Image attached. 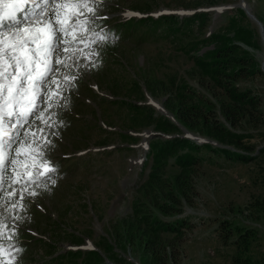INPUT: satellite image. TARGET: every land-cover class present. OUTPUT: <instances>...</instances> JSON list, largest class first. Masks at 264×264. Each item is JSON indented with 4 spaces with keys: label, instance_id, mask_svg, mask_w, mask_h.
I'll use <instances>...</instances> for the list:
<instances>
[{
    "label": "rangeland",
    "instance_id": "374dc122",
    "mask_svg": "<svg viewBox=\"0 0 264 264\" xmlns=\"http://www.w3.org/2000/svg\"><path fill=\"white\" fill-rule=\"evenodd\" d=\"M247 8L264 30V0H104L97 11L107 18L97 20V30L108 34L107 43L83 46L85 56L76 63L69 60L70 67L61 71L76 79L61 93L63 106L51 110L54 126L41 125L43 137L55 145L50 159L57 171L50 175L56 184L46 179L35 187L39 195L24 197L25 207L12 213L22 222H8L18 227L9 224L12 239L0 244L22 248L13 253L22 264H234L239 254L264 264V31L246 15ZM127 10L143 16L117 24L131 17L120 14ZM197 13L202 21L194 17ZM229 19L234 25L225 29ZM238 26L253 30L250 43L233 38ZM214 34L246 49L256 63L248 76L246 59L239 60L235 87L253 98L259 111L252 108L248 121L240 115L243 119L234 127L220 109L224 92L206 77L202 86L200 68L194 65V56L216 44L202 42ZM90 51L96 54L87 55ZM194 92L212 106L193 123L206 120L209 125L216 118L240 135L239 143H221L206 129L189 128L164 105L189 101ZM241 93L235 92V99ZM198 96L192 95L191 102L203 99ZM160 117L178 131H163ZM146 137L147 143L179 138L210 148L180 149L177 153L187 152L189 161L180 164L170 156L161 164L160 183L137 192L152 164L149 147L141 148ZM213 148L233 153L222 155ZM78 151L85 154L74 156ZM61 154L71 156L63 159ZM180 171H186L185 177L176 179ZM181 217L185 227L173 223L167 234L148 225L150 218L174 222ZM142 232L146 245L161 237L154 255L138 245ZM245 232L244 247L237 238ZM3 259L7 257L0 264Z\"/></svg>",
    "mask_w": 264,
    "mask_h": 264
},
{
    "label": "snow or ice",
    "instance_id": "6c2138e0",
    "mask_svg": "<svg viewBox=\"0 0 264 264\" xmlns=\"http://www.w3.org/2000/svg\"><path fill=\"white\" fill-rule=\"evenodd\" d=\"M103 2L0 0V240L12 239L8 222L23 219L12 213L25 207V196L39 195L40 179L56 184L50 176L57 171L50 159L55 145L41 125L55 124L51 110L63 106L61 93L76 79L61 70L85 56L79 45L107 43L108 34L97 30ZM22 251L0 244L2 264H22L13 254Z\"/></svg>",
    "mask_w": 264,
    "mask_h": 264
},
{
    "label": "trees",
    "instance_id": "16d2710c",
    "mask_svg": "<svg viewBox=\"0 0 264 264\" xmlns=\"http://www.w3.org/2000/svg\"><path fill=\"white\" fill-rule=\"evenodd\" d=\"M242 13V11H241ZM197 20L202 21L203 15L197 13L194 16ZM234 20L229 19L227 23V27L225 29H231ZM248 26L252 25L250 21H246ZM230 23V27H229ZM229 27V28H228ZM251 27V26H250ZM234 28V36L233 38H237L240 41L244 42L245 44L250 43V40L252 39L253 30L249 27L245 26H238L233 27ZM214 39H207L203 40L202 42H216L213 48L208 49L202 56H194V65L200 68L199 71V83L204 86L203 81L205 82V78H208L212 81V83L216 86L221 88L223 93V101L221 102V112L223 113V116L225 120L232 126H236L238 122H240L243 118L240 115L244 116V119L248 121L253 110H258V107L253 106L254 105V99L248 98V95L245 93H241V91H238L235 87V81L239 78L236 74V67L240 68V65L238 63H241L239 60L246 59L247 69L250 68V70H247L249 73L248 76H251L254 73L253 68H255L256 63L254 60L250 57L247 50L242 48L241 46L233 43V42H227V40H230L228 37H224L223 34H214ZM242 55V57H240ZM255 71H259V68H256ZM203 78V79H202ZM203 80V81H202ZM202 81V83H201ZM150 89V88H149ZM190 90H194L193 88H190ZM235 92L241 93V97L239 100L235 99ZM198 97L203 98L202 94L194 92L193 94H188L190 98L189 101H181L180 103L173 100H168L167 103L165 101L164 105L167 109H169L174 116L176 117V120L183 121L189 128H203L207 130V136L213 139H217L221 143H229V144H237L239 134H236L235 132H231L229 129L224 127L222 123H218V121L215 118V122L213 120L212 123L208 125V122L206 120H203V122H197L193 123L194 119L199 118L201 116H205L207 113L211 110L210 106H212L207 99H199L198 102H191L193 101L192 95H198ZM187 95V94H186ZM182 98H185V95H183ZM183 100V99H182ZM200 101V104H198ZM167 104V105H166ZM204 108V110H202ZM176 114L174 113V111ZM151 115V112L149 113V116ZM178 115V116H177ZM240 116V118H238ZM203 119V118H202ZM159 120V121H158ZM158 125L162 127L163 131L168 130H175L178 131L177 126L169 122L166 118L160 117L158 119ZM201 121V120H200ZM220 122V121H219ZM204 126V127H202ZM208 126V127H207ZM201 129V130H203ZM190 147V148H189ZM182 148H189V151H195L198 152L200 150H204L206 148H210V145L203 144L202 146H198L193 144L192 142H188L184 139L174 138L171 140H161V139H155L149 141V149L147 152L148 158L151 159L152 164H150V167L148 169L147 176L145 180L139 185V188L136 190L141 191L143 187L145 189L148 187V185H151L152 183H156L158 185L160 183V180L164 177V171H162L161 164L165 163V161L170 156H176L174 160H176L180 164H186L188 160L187 152L177 153ZM188 150V149H187ZM217 151L218 153L222 155H230L233 152H231L228 149H220V148H213V151ZM175 153V154H174ZM235 156L239 159L247 160L249 159V156L242 153H236ZM146 162V161H145ZM143 163V169L141 171L144 172V168L146 167L147 163ZM182 168L181 170H183ZM181 172V173H180ZM177 174L176 179H182L185 177L184 172L186 171H180ZM162 186V185H161ZM134 206V205H133ZM137 211V208L135 209ZM168 212V211H167ZM152 218L148 219V225L155 224L153 231H158L163 234L171 233L173 229V223L181 224L185 227L184 223H186V219L179 218L174 220V222L171 221H160L155 220L151 221ZM183 223V224H182ZM182 227V226H181ZM141 236H136L137 239H142L144 237L143 232L140 234ZM244 235V236H243ZM248 232H245L244 234H239L237 238V242L240 241V243L245 244L248 239ZM157 237V236H156ZM157 239V240H156ZM242 239V240H241ZM155 240V243H154ZM152 242L148 243L146 245L145 240L142 239V242H140L138 245L143 246V249L146 248L147 253L152 254L154 252L153 248L157 247L158 242L161 241V237H157ZM236 242V241H235ZM143 243V244H142ZM240 246V244H239ZM152 249V250H151ZM94 253V252H92ZM117 256L116 254H112ZM234 264H256L254 261L250 260L247 257H242L240 254L234 257Z\"/></svg>",
    "mask_w": 264,
    "mask_h": 264
},
{
    "label": "water",
    "instance_id": "95a60500",
    "mask_svg": "<svg viewBox=\"0 0 264 264\" xmlns=\"http://www.w3.org/2000/svg\"><path fill=\"white\" fill-rule=\"evenodd\" d=\"M244 11H245L246 15H247L249 18H251V19H253L255 22H257L258 26L260 27V33L262 34L264 30H263V28H262V25L259 23V21L256 20V18L250 13V11L248 10V8H247V9H244Z\"/></svg>",
    "mask_w": 264,
    "mask_h": 264
}]
</instances>
